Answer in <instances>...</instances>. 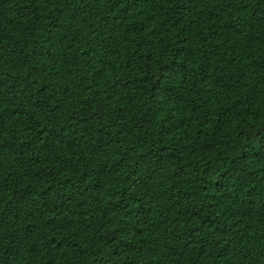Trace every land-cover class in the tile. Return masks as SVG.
Masks as SVG:
<instances>
[{
	"label": "trees",
	"instance_id": "16d2710c",
	"mask_svg": "<svg viewBox=\"0 0 264 264\" xmlns=\"http://www.w3.org/2000/svg\"><path fill=\"white\" fill-rule=\"evenodd\" d=\"M0 264H264V0H0Z\"/></svg>",
	"mask_w": 264,
	"mask_h": 264
}]
</instances>
